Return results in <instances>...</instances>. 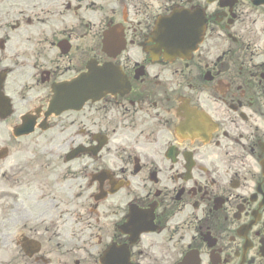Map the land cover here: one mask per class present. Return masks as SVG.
<instances>
[{
	"label": "flooded vegetation",
	"instance_id": "obj_1",
	"mask_svg": "<svg viewBox=\"0 0 264 264\" xmlns=\"http://www.w3.org/2000/svg\"><path fill=\"white\" fill-rule=\"evenodd\" d=\"M175 10L205 19L189 60L155 39ZM0 171V228L52 248L29 264H264V0H0Z\"/></svg>",
	"mask_w": 264,
	"mask_h": 264
},
{
	"label": "rangeland",
	"instance_id": "obj_2",
	"mask_svg": "<svg viewBox=\"0 0 264 264\" xmlns=\"http://www.w3.org/2000/svg\"><path fill=\"white\" fill-rule=\"evenodd\" d=\"M44 140L48 142L50 138H48V140L47 139H44ZM36 141H37V137H30L24 141L27 156H30L32 153H35V156H36V153L42 150L43 146H41L40 148H37ZM43 151H45V149H43ZM1 172L2 171H0V174ZM62 172H65V170H62L61 165H53V164H51L48 167V169H46L45 171H41L43 175H51V173L60 174ZM0 185H1V181H0ZM6 202H7L6 197L5 199L4 198L1 199L0 201V219L1 220H2V216L4 214H8L10 210L6 206H4ZM12 218H15V219L13 220ZM11 220L12 221L7 224L6 228L4 229L0 228V261L2 259H6L10 261L11 264H29L31 260L29 261L27 258H25L20 246L18 245V240H19L18 235L22 228L21 222L19 219V212L11 213ZM8 227L10 229H8ZM1 232L4 234V236H2L3 234ZM8 233L10 234L11 239L10 241L6 242L5 236ZM50 250H52V248H50V245L49 246L43 245L42 253L46 251H50Z\"/></svg>",
	"mask_w": 264,
	"mask_h": 264
},
{
	"label": "water",
	"instance_id": "obj_3",
	"mask_svg": "<svg viewBox=\"0 0 264 264\" xmlns=\"http://www.w3.org/2000/svg\"><path fill=\"white\" fill-rule=\"evenodd\" d=\"M186 29H192V27L194 26V23L193 22H191V21H189V20H187L186 21ZM200 35H195V34H193V35H191V36H189V35H186V36H184V37H182V36H177L176 37V40H175V42L176 41H179L180 43H181V40L183 39V38H186V39H188V40H190V42L187 44V45H189V51L190 52H192L194 49H195V47H196V45H197V38L199 37Z\"/></svg>",
	"mask_w": 264,
	"mask_h": 264
}]
</instances>
